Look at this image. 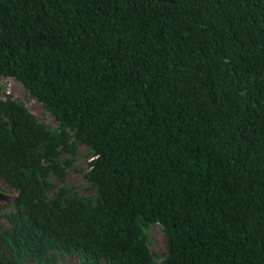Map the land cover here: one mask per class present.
<instances>
[{
	"label": "trees",
	"instance_id": "1",
	"mask_svg": "<svg viewBox=\"0 0 264 264\" xmlns=\"http://www.w3.org/2000/svg\"><path fill=\"white\" fill-rule=\"evenodd\" d=\"M0 76V264H264V0H0Z\"/></svg>",
	"mask_w": 264,
	"mask_h": 264
},
{
	"label": "rangeland",
	"instance_id": "2",
	"mask_svg": "<svg viewBox=\"0 0 264 264\" xmlns=\"http://www.w3.org/2000/svg\"><path fill=\"white\" fill-rule=\"evenodd\" d=\"M11 94L17 101L23 102L27 109L41 119L46 124L56 126L55 118L44 110V107L32 96L28 95L25 88L21 83L11 79L0 76V99H5V94ZM89 150L86 146H80V154L76 159L74 169H72L64 183H59V186H67L68 188H74L80 195H88L95 193L88 191L89 184L86 182L83 173L76 169H88V163L91 159L87 156ZM16 191L7 186L6 182L0 180V206L6 207L8 212L12 211L13 201L16 196ZM0 223H3L0 218ZM152 245L151 251L156 257L160 255L161 259H165L167 256L166 242L167 238L162 231V226L156 225L152 231ZM26 264H34L31 261H27ZM56 264H80V260L76 257L66 255Z\"/></svg>",
	"mask_w": 264,
	"mask_h": 264
},
{
	"label": "clouds",
	"instance_id": "3",
	"mask_svg": "<svg viewBox=\"0 0 264 264\" xmlns=\"http://www.w3.org/2000/svg\"><path fill=\"white\" fill-rule=\"evenodd\" d=\"M8 94V93H7ZM6 98V97H5ZM3 100H5V99H3ZM1 218V217H0ZM2 219V218H1ZM2 221H3V219H2ZM4 222V221H3Z\"/></svg>",
	"mask_w": 264,
	"mask_h": 264
}]
</instances>
